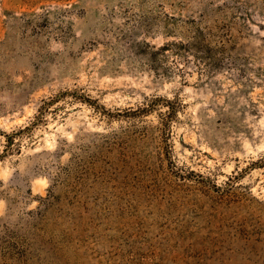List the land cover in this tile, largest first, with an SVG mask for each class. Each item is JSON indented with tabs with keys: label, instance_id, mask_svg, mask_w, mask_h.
<instances>
[{
	"label": "rangeland",
	"instance_id": "1",
	"mask_svg": "<svg viewBox=\"0 0 264 264\" xmlns=\"http://www.w3.org/2000/svg\"><path fill=\"white\" fill-rule=\"evenodd\" d=\"M0 264H264V0H0Z\"/></svg>",
	"mask_w": 264,
	"mask_h": 264
}]
</instances>
